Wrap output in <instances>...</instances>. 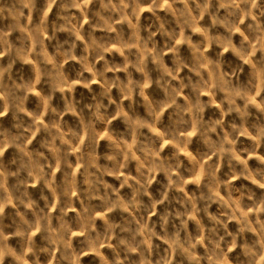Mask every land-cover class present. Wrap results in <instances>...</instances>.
<instances>
[{"label":"clouds","instance_id":"obj_1","mask_svg":"<svg viewBox=\"0 0 264 264\" xmlns=\"http://www.w3.org/2000/svg\"><path fill=\"white\" fill-rule=\"evenodd\" d=\"M91 3L0 0V264H264V0Z\"/></svg>","mask_w":264,"mask_h":264},{"label":"rangeland","instance_id":"obj_2","mask_svg":"<svg viewBox=\"0 0 264 264\" xmlns=\"http://www.w3.org/2000/svg\"><path fill=\"white\" fill-rule=\"evenodd\" d=\"M89 7H91V8H95V7H98V5L95 3V0H92V3L89 4ZM73 11H74L75 14H77V15H81V12H82V10L79 9V8L74 9ZM54 12H55V9L53 8V9L48 13V15L51 16L52 13H54ZM160 14H161V15L164 14V8H163V7L160 9ZM150 15H151V9H150V8H148V9H142V10H141V16H142V17H144V16H150ZM206 20H207V17H205V21H206ZM9 22H10V18H9V20L4 21V23H9ZM202 23H203V21H202ZM84 27L87 28V23L84 24ZM221 30H223V29H221ZM193 37H194V39H196V40H199V39L202 38V37L199 35V33H193ZM236 38H237V39L239 38V33H236ZM158 39H159V37H158ZM177 44H178V45H182V39H181V40H178V41H177ZM113 51H115V49H114ZM224 54H225V56H228V57H232V56H233L232 52H231L230 50H228V49H225V50H224ZM169 55H170V54H169ZM166 59H168V57H166ZM241 62L243 63V61H241ZM74 63H76V62H75V61H69V62H68V64H74ZM18 67H19V65H18ZM28 67H30V65H24V68H25V69H27ZM65 67H67V65H65ZM245 67H246V68L248 67L247 64H245ZM86 74L90 75V72H88V73H86ZM110 75H111V74H110ZM76 87H77V89H81V85H79V84H77ZM93 87H98V85L94 83V84H93ZM84 91H86V90H84ZM85 98L87 99V97H85ZM204 98H205V99H208L207 96H205ZM124 102L127 103V101H124ZM249 103H250V105H251L253 111L255 112V111H256V108H257V99H250ZM212 110H213V111H218V109L216 108V105H215V104L212 106ZM165 115H167V113H165ZM232 118H233V117L230 116V117H228L227 119H232ZM37 123H40V121H37ZM113 123H118V121H113ZM153 133H154L155 135H159V132H158L157 130H155V129L153 130ZM105 135H106V134H105ZM105 135H101V137H100V139H99V143H100L101 145L105 143ZM189 137H190V138H194L193 135H192L191 133H189ZM37 138H38V137H37ZM240 139H241V140H244V141H246V142H248V143H251V141H250L248 138H246V137L241 136ZM33 142H35V141H33ZM170 147H172V146H171L170 144H168L167 142H165L163 145H161V149H162V151H166V150H168ZM176 147L179 148L178 145H177ZM9 151H11V150H9ZM180 155H181L182 158L187 159V154L183 151V149H180ZM249 163H250V164H253V163H255V161H254V160H250ZM159 178H160V177L158 176L157 179H159ZM108 179H109V180H113V181L115 180V178H114V177H111V176L108 177ZM234 183H237V184H238V183H240V181H234ZM244 183H251V181H244ZM194 186H195V181H190V182L188 183V185H187V188H193ZM33 190H35V189H33ZM124 191H127V189L125 188ZM73 198H75V197H73ZM215 207H216V205H213V208H215ZM74 214H75V213H73V212H70V213H69V215H74ZM100 219H101V217H100V216H97V220L99 221ZM151 219L155 220L156 217H155V216H154V217H151ZM235 224H237V221H235V220L230 221L229 227H232V226L235 225ZM190 226H191V224H190ZM33 235H34L37 239H39V233H38V232H37V233H34ZM250 235H251V234H250ZM79 238H80L79 234H74V235H73V240H77V239H79ZM9 243H10V244H15V243H16V240H15L14 238H10V239H9ZM159 243H161L164 247H167V245L164 244L163 241H159ZM101 251L107 253V252H109V249H107V248H103ZM236 251H238V250L233 251L232 254L235 255V254H236ZM10 259H11V258H6V259H5V264H9ZM90 260H95V261H96V264H100V262H99V258L96 257L95 253H91V252L81 257V264H84V262H86V264H87V261H90Z\"/></svg>","mask_w":264,"mask_h":264}]
</instances>
